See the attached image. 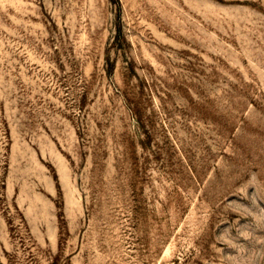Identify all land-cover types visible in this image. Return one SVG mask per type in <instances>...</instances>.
<instances>
[{
  "label": "rangeland",
  "instance_id": "obj_1",
  "mask_svg": "<svg viewBox=\"0 0 264 264\" xmlns=\"http://www.w3.org/2000/svg\"><path fill=\"white\" fill-rule=\"evenodd\" d=\"M0 264H264V0H0Z\"/></svg>",
  "mask_w": 264,
  "mask_h": 264
}]
</instances>
